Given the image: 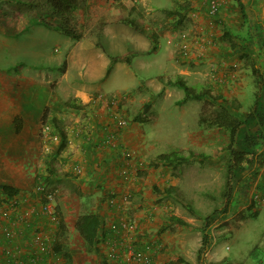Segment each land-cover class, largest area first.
<instances>
[{"label": "crops", "instance_id": "0c3cea01", "mask_svg": "<svg viewBox=\"0 0 264 264\" xmlns=\"http://www.w3.org/2000/svg\"><path fill=\"white\" fill-rule=\"evenodd\" d=\"M182 1L188 5L187 18L175 29L165 28L163 24L157 39L155 36L152 38L154 44H158L161 37L166 42H174V36L180 35L182 26L185 23L189 26L190 22L192 28L188 29H193L200 39L211 33L208 23L214 19L225 27L223 31L228 35L229 32L233 33L234 25L235 29L238 28L234 30L236 36L245 30L242 19L236 11L231 10L232 0H225L215 15L207 11L209 0ZM89 2L93 3L94 0ZM243 3L244 6L241 5ZM238 4L241 9L244 7L245 11L242 10L248 17L253 18V28L261 30L263 37L260 39L264 42V0H239ZM159 8L167 10L156 6V9ZM180 8L185 12L182 6ZM9 30L0 33V43L7 44L22 32L27 35L42 32L46 37L53 35L50 32L52 29L40 25H30L17 36L15 33L9 34ZM118 31L107 28L106 24L101 30L102 36L111 34L112 37H117ZM250 34L248 36L253 40L256 36L253 38ZM231 37L236 39L233 34ZM204 39H201L202 42ZM62 41L67 49L60 73L44 70L40 63L32 66L34 63L29 61H24L17 71H13L11 65L0 67V184L17 189V193L11 197L0 193V264H71L73 257L66 261L63 256L64 250L70 256L72 252L66 219L71 217L73 225L77 216L83 213L97 214L103 220L95 250L89 252L83 248L90 254L98 253L95 264H140L132 253L147 257L151 264H183L170 262L171 258L179 257L195 263L200 232L195 235L170 234L165 228L167 224L162 206L157 205L158 198L162 196L155 192V188L162 190L176 184H164L163 181L170 176L155 169L162 163L155 165L152 164L153 160L151 163L141 162L146 156L154 159L157 155L154 143L161 137L134 120L119 125L104 105L92 101L94 88L91 85L75 86L70 82L69 68L76 59L81 60L82 65L91 72L97 66L106 69L111 64V53L105 48L103 52L93 47V43L87 45L86 49L82 48L83 35L79 40L65 38ZM206 41L194 45L196 54H202L203 62H206L204 69L207 68V72L199 68L200 79L204 81L199 85L214 95L213 91L219 87L222 76L226 75L230 81L237 78L235 72L225 74L223 69L237 64L236 61L240 60L235 57L241 52L236 54L238 47L235 43L233 46L227 44L224 61V58H220L224 46L210 44V39ZM87 48H97L98 51ZM238 78L242 81L238 84L245 88L246 76L243 74V79L241 76ZM159 81L161 84L155 87L162 91L164 89L165 96L171 86H164L161 79ZM236 87L237 83L230 91L237 93ZM203 98H208V95ZM64 100H70L81 108L65 106ZM64 122L73 125L63 127L68 129L63 131V147L59 149L60 144L51 142L55 146L53 153L57 155L46 154L44 148L47 145H42L39 136L41 124L58 126ZM76 168L79 172H76ZM260 174H264V163L260 167ZM42 186L55 187L56 197L50 203L56 215L54 220L42 210ZM131 219L135 221L132 226ZM59 224L63 225L64 231L60 230ZM155 240L164 245V251L156 252ZM55 247L62 250L55 252ZM210 247L201 256L199 264L224 261V257ZM82 259L83 255L76 258V264H82Z\"/></svg>", "mask_w": 264, "mask_h": 264}, {"label": "rangeland", "instance_id": "374dc122", "mask_svg": "<svg viewBox=\"0 0 264 264\" xmlns=\"http://www.w3.org/2000/svg\"><path fill=\"white\" fill-rule=\"evenodd\" d=\"M133 1L139 6L141 15L134 16L133 13L130 17L145 27L146 34H140L130 26L115 21L118 14L127 15V10L119 4L107 7L104 0H94L85 8L74 11L75 26L83 35L80 45L82 48L86 49L87 45L95 43L99 32L97 28L100 26L99 22L111 20L106 24L107 28L118 29L117 37H112L111 34L103 35L102 45L108 53H111L110 56L131 52L132 57L129 62L111 63L110 61L111 70L108 74L105 73L107 68L105 69L104 66H97L89 72L82 65V61L76 59L73 65L69 64L70 82L75 86L91 85L94 88L91 94L92 101L100 106L104 105L115 120L117 116L123 117L126 123L133 121L137 116L143 118L144 122L138 123H143L144 128L154 132L155 136L161 137L154 143L155 153L175 150L187 153L191 150L207 155L202 158V161L196 158L174 166L161 164L155 167L171 177L164 180V184L167 186L169 183H175L180 197L196 210L192 213L178 201L159 197L157 205L162 206L160 208L164 218L170 214L177 215L184 220L188 219L189 221H186L196 227L189 228L173 223L171 227L165 226L170 234L195 235L199 231L201 243V230H203L209 239L206 250L211 246L210 248L217 250L219 256L224 257V261L212 262V264H264V174L259 175L260 167L264 163V42L260 39L263 34L261 30L256 31V27L253 28V18L247 16L244 7H242L244 11L239 7V0H232L231 10L237 12L245 28L237 36L234 30L238 28L235 29V25L232 28L233 33L227 31L228 35L223 31L225 27L214 19L215 21L211 20L208 23L212 31L206 35V38L202 36L201 39L205 38L203 42L193 29H188L192 28L190 22L189 26L186 23L182 26L181 34L174 36V42H166L165 38L161 37L158 44L157 42L154 44L150 35L153 34L157 39L161 26L175 19V14L168 17L165 11L161 8L156 9V6L167 10L177 9L183 14L184 11L179 4L187 2L182 0ZM224 1L221 0L222 4ZM120 2L124 1L120 0ZM241 5L244 6V3ZM24 9V6H16L11 1L0 0L1 34L8 32L7 26L12 28L9 34H19L24 31L22 27L27 24ZM28 11L29 9L26 12ZM4 23L7 25H3ZM19 29L21 31H18ZM50 32L53 34L50 37H46L42 32H35L33 35L22 32L18 38L11 39L7 44L0 43V67L6 68L11 65L13 71H17L21 69L24 61H29L34 63L31 64L32 66L40 63L44 70L60 73L64 64L62 59L65 58L67 49L62 40L74 39L55 30ZM249 33L251 37H256H253V40L250 39ZM232 34L236 39L231 37ZM207 39H210V44L224 46L223 52H220V58H224V61H226L227 44L233 46L235 43L238 47L236 54L241 52L236 57L233 54L240 60L236 61L237 64H231L230 67L223 69L225 74L235 72L237 78L231 77L233 81H230L226 75L222 76V82H219V87L213 91L214 95L240 104L239 112L236 114L243 120V124L232 147L253 154V162L249 166L231 170L229 182L226 176V162L229 158V153L225 150L228 143L227 132L222 128L207 126L199 120L201 117H209L217 109L221 98L190 99L178 105L175 100L183 96L181 88L171 86L165 97L164 89L162 91L155 87L161 84L160 76L178 77L180 75L188 85L199 89V84L204 83L200 79L199 68L204 69L206 62H203L202 54H196L197 48L194 45L207 43ZM183 43L187 48L185 55L180 52V46ZM98 49L90 50L96 52ZM204 71L207 72V68ZM243 74L246 76L245 88L238 84L242 83L238 76L243 79ZM236 83L237 93H234L230 90ZM67 124L66 122L58 126L55 124L56 130H54L59 134L61 131L66 132L68 129L63 127L73 125ZM39 136L42 145L49 144V151L44 149L46 154L57 155L56 152L53 153L55 146L41 137V127ZM151 160L154 161L146 156L141 162L151 163ZM43 182L44 180L40 182L41 185ZM54 189L55 187L42 186V201H45L46 194ZM66 222L69 227V244L72 250L71 257H73L70 263L76 264V258L79 256L82 258L83 255L82 264H95V256L97 257L98 253L85 252L83 249L85 243L71 225V217H67ZM155 243L160 244L159 249L155 248L157 253L164 251V245L161 242Z\"/></svg>", "mask_w": 264, "mask_h": 264}, {"label": "trees", "instance_id": "16d2710c", "mask_svg": "<svg viewBox=\"0 0 264 264\" xmlns=\"http://www.w3.org/2000/svg\"><path fill=\"white\" fill-rule=\"evenodd\" d=\"M11 1L16 6H24V12L26 13L27 24H25L22 30L27 29L30 25H40L47 29H52L60 32L62 35L70 37L74 40H79L82 37L81 30L77 29L75 26V16L74 11L81 8H85L88 5L90 0H5ZM124 2H120V0H104L105 5L107 7H111L113 5L119 4L123 9L127 10V15L123 16L118 14L115 19L116 22H120L122 24L130 26L136 32L141 34H146L147 30L144 26L139 24L135 19L133 20L130 16L134 13V16L141 15L139 10V6L133 0H123ZM182 8L185 9V12L182 14L180 10H166L165 13L168 16H172L175 14V19L172 22H168L164 24L165 28L175 29L179 27V25L187 18V4H179ZM29 9L28 12H26ZM111 20L101 21L99 22L100 26H97L99 32L96 36V41L94 43V47L100 48L102 51L104 47L101 43L102 32L100 29ZM21 31V30H20ZM17 34V33H15ZM151 38H154V35H150ZM132 57V53L128 52L125 54H117L110 56L111 63L117 61H125L129 62ZM111 70V64L106 69V74ZM164 86H176L183 90V96L176 99L175 103L178 105L183 104L187 100L190 99H201L205 95L208 97H212V99H216L220 97V101L218 102L217 109L211 113V115L207 118L201 117L200 121L204 122L207 126L210 127H218L222 128L227 132L228 135V143L226 145L225 150L229 153V158L226 162V176L227 182H229L231 178V170H234L237 167H246L249 166L253 162V154L244 150H236L232 146L235 144L237 133L240 127L243 124V120L236 114L240 107V104H235L234 100H230L227 98H223L218 95H212L209 91H206L205 88L200 87L199 89H195L194 87L188 85L180 75L178 77H159ZM65 106L73 107L75 109L81 108L78 105H75L70 100H66L64 102ZM137 122H144V119L140 116L134 118ZM61 143L59 149H61L64 145L65 134L61 131ZM204 157L207 155L203 152H195L189 150L187 153L182 151H170L167 153H159L155 156L154 162L152 164L162 163L167 166H174L180 163H186L193 159H199L202 161ZM226 192L228 190H225ZM155 192L160 194L162 197L170 198L174 201H178L185 205L188 210L192 213H195L196 210L192 208L187 202H185L179 195L178 188L173 185H168L164 189L160 190L155 188ZM0 193L5 197H11L17 193V189L7 185L0 184ZM176 223L178 225H183L189 228H196L188 221L183 218L170 214L165 218V224L169 226L170 224ZM74 229L81 237V239L85 243V248L89 252H93L96 248L97 243L99 242L98 236L100 234V230L103 227L102 218L94 213H83L77 216L74 220L73 224ZM60 230H63V225L59 224ZM162 229V228H161ZM202 229V228H199ZM202 231V238L199 247L196 249V261L192 263L184 258H171L170 262L173 263L175 261L181 262L183 264H199L200 258L205 252L209 239L207 234ZM62 248L55 247L54 251H61ZM66 261L70 260V253L67 250H64L63 253ZM69 264V262H67Z\"/></svg>", "mask_w": 264, "mask_h": 264}, {"label": "built area", "instance_id": "2783aa9c", "mask_svg": "<svg viewBox=\"0 0 264 264\" xmlns=\"http://www.w3.org/2000/svg\"><path fill=\"white\" fill-rule=\"evenodd\" d=\"M207 11L210 15H215L218 13L222 2L221 0H209L208 4H207ZM180 52L182 55H185L187 53V48H186V44L183 43L180 46ZM116 122L119 125H124L126 122L124 120L123 117L121 116H117L116 117ZM56 128L53 124L51 123H42L41 124V137L44 138L45 140H48L50 142H52L55 145H58L61 142L62 139V134H59L58 131H55ZM49 146L47 145L44 149L46 151H49L50 148H48ZM76 172H79V169L76 168ZM56 195V192L50 191L46 194V200L44 201V203L42 204V210L48 214L50 216V218L52 220H54L56 218L55 213H53V210L51 208V201H53L54 197ZM131 222V226L133 224V222H135L134 220H130ZM160 244L155 243L154 244V248L159 249ZM133 258L139 262L140 264H151L149 259L141 254H137V253H132Z\"/></svg>", "mask_w": 264, "mask_h": 264}]
</instances>
